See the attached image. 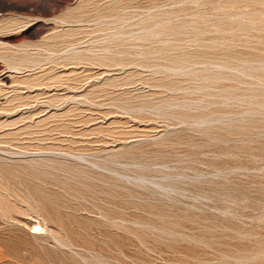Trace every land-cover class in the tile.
<instances>
[{
	"label": "rangeland",
	"instance_id": "rangeland-1",
	"mask_svg": "<svg viewBox=\"0 0 264 264\" xmlns=\"http://www.w3.org/2000/svg\"><path fill=\"white\" fill-rule=\"evenodd\" d=\"M0 167V264H264V0H0Z\"/></svg>",
	"mask_w": 264,
	"mask_h": 264
},
{
	"label": "bare ground",
	"instance_id": "bare-ground-1",
	"mask_svg": "<svg viewBox=\"0 0 264 264\" xmlns=\"http://www.w3.org/2000/svg\"><path fill=\"white\" fill-rule=\"evenodd\" d=\"M28 112V111H27ZM1 168V167H0ZM7 201V200H6ZM9 202V201H8ZM42 221V220H41ZM16 222V221H15ZM22 226H26V227H28L27 229H31L34 225L32 224V223H28V222H26V223H24ZM35 227V226H34ZM45 227V226H44ZM51 228V227H50ZM35 229V228H34ZM37 229V228H36ZM44 229V228H43ZM18 230V229H17ZM25 230V229H24ZM21 231V230H20ZM29 231V230H28ZM47 233V232H46ZM32 235H35V233H31ZM45 236V235H44ZM46 237V236H45ZM34 238V237H33ZM44 240H46V239H44ZM63 243V242H62Z\"/></svg>",
	"mask_w": 264,
	"mask_h": 264
}]
</instances>
